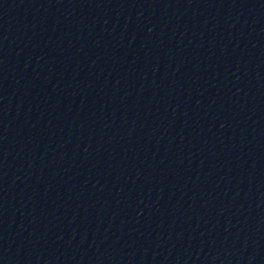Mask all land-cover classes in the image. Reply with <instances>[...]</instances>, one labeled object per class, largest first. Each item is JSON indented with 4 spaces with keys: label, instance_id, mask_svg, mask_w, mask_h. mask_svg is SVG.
Here are the masks:
<instances>
[{
    "label": "water",
    "instance_id": "water-1",
    "mask_svg": "<svg viewBox=\"0 0 264 264\" xmlns=\"http://www.w3.org/2000/svg\"><path fill=\"white\" fill-rule=\"evenodd\" d=\"M0 264H264V0H0Z\"/></svg>",
    "mask_w": 264,
    "mask_h": 264
}]
</instances>
